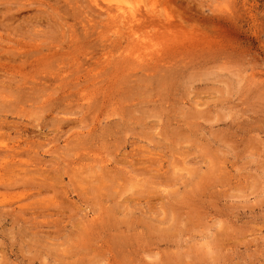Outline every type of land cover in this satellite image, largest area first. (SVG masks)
Returning <instances> with one entry per match:
<instances>
[{
	"label": "rangeland",
	"instance_id": "rangeland-1",
	"mask_svg": "<svg viewBox=\"0 0 264 264\" xmlns=\"http://www.w3.org/2000/svg\"><path fill=\"white\" fill-rule=\"evenodd\" d=\"M108 1L0 0V264H264V0Z\"/></svg>",
	"mask_w": 264,
	"mask_h": 264
},
{
	"label": "bare ground",
	"instance_id": "bare-ground-1",
	"mask_svg": "<svg viewBox=\"0 0 264 264\" xmlns=\"http://www.w3.org/2000/svg\"><path fill=\"white\" fill-rule=\"evenodd\" d=\"M114 1V2H113ZM113 3L114 7H112L113 9H115V11L118 13V15L121 18H125L124 14H126L127 12H129L128 10L125 9L124 4L122 3V0H109L107 3L110 4ZM111 7L107 8V11H111ZM124 20V19H123Z\"/></svg>",
	"mask_w": 264,
	"mask_h": 264
}]
</instances>
